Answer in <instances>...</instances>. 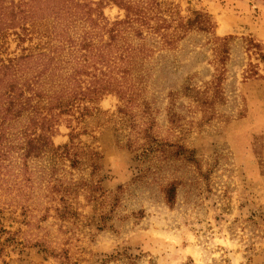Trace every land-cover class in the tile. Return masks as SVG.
<instances>
[{"label": "rangeland", "instance_id": "374dc122", "mask_svg": "<svg viewBox=\"0 0 264 264\" xmlns=\"http://www.w3.org/2000/svg\"><path fill=\"white\" fill-rule=\"evenodd\" d=\"M151 1L180 37L126 29L151 51L134 95L59 116L56 149L25 175L15 161L0 182V264H264V0ZM102 2L107 27L125 20ZM20 36L1 35L0 62L39 41Z\"/></svg>", "mask_w": 264, "mask_h": 264}, {"label": "trees", "instance_id": "16d2710c", "mask_svg": "<svg viewBox=\"0 0 264 264\" xmlns=\"http://www.w3.org/2000/svg\"><path fill=\"white\" fill-rule=\"evenodd\" d=\"M102 1L0 0V37L13 31L20 40V34L29 42L39 40L24 48L26 53L0 62V182L13 173L16 160L25 175L29 159L56 149L51 136L59 116L82 117L81 105L84 111V104L105 93L134 95L132 75L141 72L139 67L151 51L130 44L126 29H134V35L143 39L145 28L165 45L180 37L166 32L170 25L153 15L151 0H144L145 8L134 7L130 0H104L126 11L125 20L107 27L92 7L96 4L99 9ZM194 21L178 26L187 32ZM137 23L141 27L133 26ZM196 23L201 24L198 16ZM113 72L120 74V80Z\"/></svg>", "mask_w": 264, "mask_h": 264}]
</instances>
